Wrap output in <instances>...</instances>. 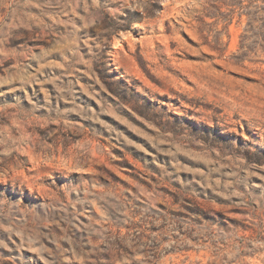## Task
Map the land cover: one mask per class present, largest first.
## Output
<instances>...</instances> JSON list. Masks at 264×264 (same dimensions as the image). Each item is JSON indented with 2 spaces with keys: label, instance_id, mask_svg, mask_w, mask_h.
I'll return each instance as SVG.
<instances>
[{
  "label": "rangeland",
  "instance_id": "1",
  "mask_svg": "<svg viewBox=\"0 0 264 264\" xmlns=\"http://www.w3.org/2000/svg\"><path fill=\"white\" fill-rule=\"evenodd\" d=\"M0 264H264V0H0Z\"/></svg>",
  "mask_w": 264,
  "mask_h": 264
}]
</instances>
